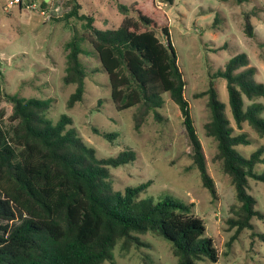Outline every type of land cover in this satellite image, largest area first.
I'll use <instances>...</instances> for the list:
<instances>
[{
  "label": "trees",
  "instance_id": "obj_1",
  "mask_svg": "<svg viewBox=\"0 0 264 264\" xmlns=\"http://www.w3.org/2000/svg\"><path fill=\"white\" fill-rule=\"evenodd\" d=\"M22 1V0H21ZM34 2L33 0H27ZM170 4L174 0H164ZM227 1V0H224ZM242 3L246 0H236ZM41 7L48 5L43 1ZM124 14L121 23L100 28L95 17L80 12L75 3L65 18L83 22L82 34L75 33L66 43L65 84L76 88L68 99L73 107L83 101L87 72L81 60L82 42L92 44L111 87V99L118 110L136 107L134 125L140 130L152 113L158 121L163 115V95L169 93L179 106L191 147L193 164L202 184L214 198L218 192L209 173L202 141L197 133L185 95L186 80L171 40L169 24L162 15L145 9L142 3H119ZM253 13H244L245 34L255 36ZM249 57L239 53L228 60L217 76L227 81L231 118L237 128L246 123L264 138V105L249 100L264 98V83L247 67ZM208 95L211 120L205 124L208 136L217 141L216 159L231 178L237 206L229 217L235 228L228 245L245 230H254L253 219L264 218L257 198L249 192L250 179L264 183V146L249 154L239 150L251 145L246 132H235L226 103L219 99L211 80L210 87L197 96ZM13 103L10 116L14 125H0V264H102L114 262V250L121 243L125 251L145 246L139 234L154 232L167 239L177 264L217 262L220 250L207 234L205 220L193 212V203L167 197L150 200L141 197L151 181L115 189L111 169L135 160L127 148L115 156L99 157L74 129L72 117L63 114L57 123L47 118L52 99L22 97L5 93ZM112 141L117 134L95 128ZM264 241L263 232H254Z\"/></svg>",
  "mask_w": 264,
  "mask_h": 264
},
{
  "label": "rangeland",
  "instance_id": "obj_2",
  "mask_svg": "<svg viewBox=\"0 0 264 264\" xmlns=\"http://www.w3.org/2000/svg\"><path fill=\"white\" fill-rule=\"evenodd\" d=\"M38 9L46 0H33ZM47 2V1H46ZM80 12L93 15L100 28L118 26L124 14L118 4L142 3L145 9L162 15L168 23L171 40L176 48L178 62L186 80L185 95L197 133L203 144L209 173L213 177L218 196L214 198L202 184L200 172L193 164L192 147L183 124L179 106L165 93L164 106L160 109L163 119L158 121L151 113L140 130L134 125L136 107L118 110L111 99L109 77L92 44L82 42L84 53L81 60L87 72L84 99L73 107L68 99L75 84H65L67 50L65 43L75 34L84 31L83 22L76 17L65 18L75 3ZM8 5L6 11L4 6ZM17 7V6H16ZM12 0L0 1V125L10 130L14 125L10 116L13 103L5 93L22 97L51 98L47 118L57 123L63 114L73 119L68 129H74L85 142L97 150L99 157L115 156L131 148L135 160L111 169V181L115 189L123 190L128 185L150 182L141 197L158 201L167 197L193 203V212L201 216L207 226V234L215 240L220 250L217 262L202 261L200 264H264V241L254 232L264 233V218L255 217L254 230H243L238 238L228 245L235 228H230L228 219L234 216L237 199L231 178L223 171L222 162L216 159L217 141L208 136L205 124L211 120L208 95L197 96L206 91L213 80L219 99L226 103V112L231 118L227 81L217 76L233 56L246 52L247 67L255 68V77L264 83V0H51L42 9L25 8L18 11ZM253 13L255 36L245 34L244 13ZM262 103L264 98L249 100ZM262 115L264 116V110ZM232 119V118H231ZM235 132H246L251 145L238 147L249 154L264 146L260 138L246 123ZM116 133L112 140L96 133ZM264 170V164L260 166ZM249 192L257 200V208L264 212V183L250 179ZM147 243L132 246L125 251L121 243L114 250V262L102 264H177L170 242L163 236L148 232L139 234Z\"/></svg>",
  "mask_w": 264,
  "mask_h": 264
},
{
  "label": "crops",
  "instance_id": "obj_3",
  "mask_svg": "<svg viewBox=\"0 0 264 264\" xmlns=\"http://www.w3.org/2000/svg\"><path fill=\"white\" fill-rule=\"evenodd\" d=\"M12 1H13L14 6L15 7L17 6L16 8L18 9V11L20 13H22L24 11V9L26 8L25 2H28L27 0H22V1L21 0H12ZM46 1L50 3L51 0H46ZM4 8L6 9V11L9 10L8 5L4 6Z\"/></svg>",
  "mask_w": 264,
  "mask_h": 264
},
{
  "label": "built area",
  "instance_id": "obj_4",
  "mask_svg": "<svg viewBox=\"0 0 264 264\" xmlns=\"http://www.w3.org/2000/svg\"><path fill=\"white\" fill-rule=\"evenodd\" d=\"M25 7L26 8H28V9H34V10H37L41 15H48L47 14V10H45V9H42V7H40L39 9H38V5H37V3L36 2H25Z\"/></svg>",
  "mask_w": 264,
  "mask_h": 264
}]
</instances>
